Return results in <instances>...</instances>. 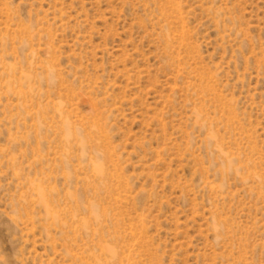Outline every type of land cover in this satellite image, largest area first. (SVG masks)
<instances>
[{
	"label": "rangeland",
	"instance_id": "obj_1",
	"mask_svg": "<svg viewBox=\"0 0 264 264\" xmlns=\"http://www.w3.org/2000/svg\"><path fill=\"white\" fill-rule=\"evenodd\" d=\"M0 264H264V0H0Z\"/></svg>",
	"mask_w": 264,
	"mask_h": 264
},
{
	"label": "bare ground",
	"instance_id": "obj_2",
	"mask_svg": "<svg viewBox=\"0 0 264 264\" xmlns=\"http://www.w3.org/2000/svg\"><path fill=\"white\" fill-rule=\"evenodd\" d=\"M107 248H109V247H107ZM110 249V248H109Z\"/></svg>",
	"mask_w": 264,
	"mask_h": 264
}]
</instances>
